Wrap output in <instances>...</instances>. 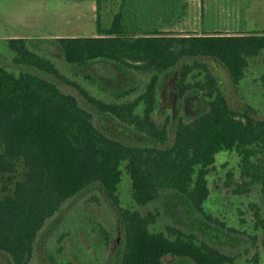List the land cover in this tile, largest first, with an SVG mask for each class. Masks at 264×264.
Returning a JSON list of instances; mask_svg holds the SVG:
<instances>
[{
  "label": "trees",
  "instance_id": "trees-1",
  "mask_svg": "<svg viewBox=\"0 0 264 264\" xmlns=\"http://www.w3.org/2000/svg\"><path fill=\"white\" fill-rule=\"evenodd\" d=\"M119 5L110 26L100 29L98 36L10 38L6 44L14 65L55 75L73 86L98 114L159 146L133 145L108 136L96 128L91 112L79 105L76 96L39 75L0 67V254L11 264H30L46 221L63 203L97 185L121 230V245L107 264H165V260L232 264L234 257L197 243L193 234L179 228L150 231L158 213L143 216L121 207L117 188L124 163L135 204L146 206L172 191L206 220L220 223L204 212L203 203L209 196L210 167L219 152H227L238 159L240 181H233L229 171L225 185L233 186L235 195L257 188L264 204V120L232 109L216 77L197 61H216L238 84L249 59L261 56L264 62V32L173 34L166 27L182 20L186 0H122ZM53 53L66 64L70 79L52 62ZM187 60L192 64L184 63ZM95 62L109 64L120 77L119 86L91 72ZM173 68H177L175 98L184 102L194 97L204 107L193 117H179L169 141L168 124H158L152 114L160 76ZM194 70L203 74L195 88L188 82ZM251 208L254 227L264 231L260 210Z\"/></svg>",
  "mask_w": 264,
  "mask_h": 264
},
{
  "label": "rangeland",
  "instance_id": "rangeland-1",
  "mask_svg": "<svg viewBox=\"0 0 264 264\" xmlns=\"http://www.w3.org/2000/svg\"><path fill=\"white\" fill-rule=\"evenodd\" d=\"M121 1L103 0L94 6L89 0H0V67L15 73L31 72L39 75L56 84L63 92L76 96L79 105L91 112L96 128L108 136L133 145L159 146L142 141L109 116L98 114L73 86L62 82L55 75L32 67L14 65L13 54L6 44L12 36L31 40H45L54 35L93 37L99 34L100 29L110 26L113 16L120 11ZM166 30L179 35L261 33L264 32V0H186L182 20L167 26ZM52 56V62L59 72L70 79L66 64L56 54ZM197 61L205 64L216 77L232 109L248 111L256 119L264 120V62L261 56L248 60L244 77L238 84L231 81L225 69L216 61ZM191 62L187 60L184 63ZM90 69L105 83L119 86L120 77L109 64L95 62ZM176 77L177 68L160 76L157 106L152 114L158 124H168L169 141L179 117H193L204 107V103L194 97L184 102L175 98ZM79 78L90 83L83 77ZM202 79V72L194 70L188 82L194 87ZM141 81L139 79V91L143 88ZM87 89L91 90L89 87ZM94 92L104 97L102 93ZM140 110L141 107L138 112ZM237 161L234 154L219 152L207 175L209 196L203 203V210L223 225L209 222L192 208L185 197L172 191L162 193L158 200L146 206L135 204L124 163L121 165L122 176L117 188L120 206L143 216L158 213L156 222L149 226L150 231L158 232L165 226H173L193 234L197 243L205 242L234 257L232 264H264V231L254 227V209L251 208V205L258 208L264 219V204L259 191L253 188L248 194L235 195L231 191L233 186L225 185L229 171L233 174V181H240ZM120 240V225L112 206L102 197L98 186L91 185L63 203L55 216L46 221L36 238L30 264H107L121 245ZM164 262L187 264L172 260ZM0 264H11L9 257L0 254Z\"/></svg>",
  "mask_w": 264,
  "mask_h": 264
},
{
  "label": "crops",
  "instance_id": "crops-1",
  "mask_svg": "<svg viewBox=\"0 0 264 264\" xmlns=\"http://www.w3.org/2000/svg\"><path fill=\"white\" fill-rule=\"evenodd\" d=\"M89 1H91L93 4H94V6L95 5H97V2L95 1V0H89ZM102 1L103 0H100L98 3H102ZM196 1V0H195ZM199 4V3H198ZM200 5H202V1H201V3H200ZM95 36H98V35H95ZM56 37H62V36H60V35H54V36H52V37H50V38H56ZM72 37V36H71ZM11 38H26V37H14V36H12ZM10 39V38H9Z\"/></svg>",
  "mask_w": 264,
  "mask_h": 264
}]
</instances>
